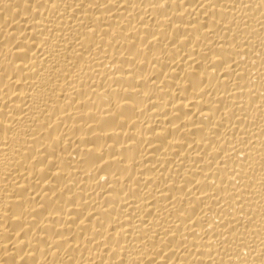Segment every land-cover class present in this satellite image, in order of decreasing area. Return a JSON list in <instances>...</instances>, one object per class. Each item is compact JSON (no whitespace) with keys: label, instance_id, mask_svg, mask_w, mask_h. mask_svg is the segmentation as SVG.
I'll use <instances>...</instances> for the list:
<instances>
[{"label":"bare ground","instance_id":"6f19581e","mask_svg":"<svg viewBox=\"0 0 264 264\" xmlns=\"http://www.w3.org/2000/svg\"><path fill=\"white\" fill-rule=\"evenodd\" d=\"M0 264H264V0H0Z\"/></svg>","mask_w":264,"mask_h":264}]
</instances>
